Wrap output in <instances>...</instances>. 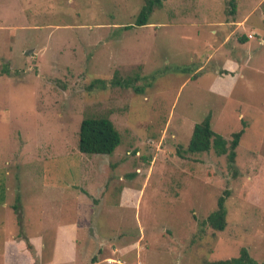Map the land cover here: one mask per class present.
<instances>
[{"label": "rangeland", "instance_id": "rangeland-1", "mask_svg": "<svg viewBox=\"0 0 264 264\" xmlns=\"http://www.w3.org/2000/svg\"><path fill=\"white\" fill-rule=\"evenodd\" d=\"M146 1L0 0V264H205L244 247L264 263V49L218 96L214 63L188 80L218 2L196 0L201 39L174 23L184 0L136 26ZM116 72L143 91L87 89ZM91 115L120 132L112 155L79 151ZM209 115L229 142L246 124L235 170L227 155L186 151ZM226 190L218 232L203 222Z\"/></svg>", "mask_w": 264, "mask_h": 264}, {"label": "crops", "instance_id": "crops-1", "mask_svg": "<svg viewBox=\"0 0 264 264\" xmlns=\"http://www.w3.org/2000/svg\"><path fill=\"white\" fill-rule=\"evenodd\" d=\"M216 1L220 7V16L217 18L211 16L206 21L209 34L203 39L198 27L200 13L196 8V0H184L182 2L180 11L178 10L181 15L174 20V23L178 22V26L185 28H196L198 37L202 39L201 53H194L198 62L188 80L193 81L202 76L210 68L209 63H214L210 91L218 96L230 93L233 95L236 86L245 79L243 74L245 70L251 67L254 58L264 49V0ZM254 16L259 19L254 21ZM254 34L260 35V38L254 37ZM194 40L198 41L195 38ZM74 235L69 236L67 242L71 244V242L78 240ZM59 238L60 235H57L53 258L58 252Z\"/></svg>", "mask_w": 264, "mask_h": 264}, {"label": "trees", "instance_id": "trees-1", "mask_svg": "<svg viewBox=\"0 0 264 264\" xmlns=\"http://www.w3.org/2000/svg\"><path fill=\"white\" fill-rule=\"evenodd\" d=\"M162 0H147L140 14L137 17L135 25L144 27L150 24V18L154 13L156 6H161ZM133 27L132 25L126 28ZM141 78L139 75L122 78L118 72L111 80L95 79L87 87L89 91L104 90L108 87H121L125 89L132 88L136 93H141L143 88L137 85ZM246 124L243 128L232 135L229 142L219 134L213 131L211 124V115L202 122L195 125L191 140L187 147V153H207L214 151L218 156L227 155L229 166L235 170V161L237 158V148L245 133ZM122 144V136L108 116H87L83 119L79 133V151L87 155H112ZM235 172V171H234ZM237 172V171H236ZM236 175V173H235ZM229 191L219 199L217 209L211 213L203 222L204 226H209L215 231L222 232L227 227L226 200L229 197ZM15 210L19 209L14 205ZM25 240L27 238H24ZM27 241L28 249L31 251L34 247ZM205 264H264L256 261L247 248H242L238 257L232 259H223L207 261Z\"/></svg>", "mask_w": 264, "mask_h": 264}, {"label": "built area", "instance_id": "built-area-1", "mask_svg": "<svg viewBox=\"0 0 264 264\" xmlns=\"http://www.w3.org/2000/svg\"><path fill=\"white\" fill-rule=\"evenodd\" d=\"M250 37H252V36H250Z\"/></svg>", "mask_w": 264, "mask_h": 264}, {"label": "water", "instance_id": "water-1", "mask_svg": "<svg viewBox=\"0 0 264 264\" xmlns=\"http://www.w3.org/2000/svg\"><path fill=\"white\" fill-rule=\"evenodd\" d=\"M29 53V52H28Z\"/></svg>", "mask_w": 264, "mask_h": 264}]
</instances>
